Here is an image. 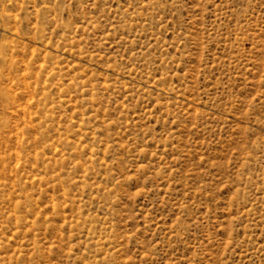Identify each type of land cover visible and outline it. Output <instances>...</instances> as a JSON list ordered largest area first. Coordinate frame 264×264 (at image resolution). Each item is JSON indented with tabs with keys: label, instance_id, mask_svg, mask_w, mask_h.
Wrapping results in <instances>:
<instances>
[{
	"label": "rangeland",
	"instance_id": "1",
	"mask_svg": "<svg viewBox=\"0 0 264 264\" xmlns=\"http://www.w3.org/2000/svg\"><path fill=\"white\" fill-rule=\"evenodd\" d=\"M0 264H264V0H0Z\"/></svg>",
	"mask_w": 264,
	"mask_h": 264
}]
</instances>
